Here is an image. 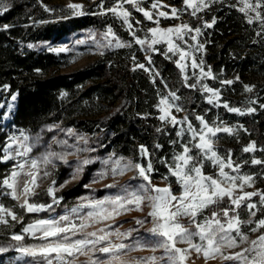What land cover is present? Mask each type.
<instances>
[{"label": "snow or ice", "instance_id": "6c2138e0", "mask_svg": "<svg viewBox=\"0 0 264 264\" xmlns=\"http://www.w3.org/2000/svg\"><path fill=\"white\" fill-rule=\"evenodd\" d=\"M209 2L210 0H183L184 9L172 7L168 12L160 10L168 7L163 5L161 0H153L150 9L141 7V0H116L108 9H103L101 3L99 7L102 12L99 14L111 13L121 19L134 42L148 53L159 51L154 47L158 44L166 45L163 54L168 59H171L169 53L173 55L178 53L179 60L175 63L182 73L188 67L186 59L190 58L191 67L199 68L200 73L197 76V83L193 84H187L189 77L185 75V86L195 89L199 84L200 90L208 94L206 96L208 104L244 115L246 113L240 108L230 107L227 102H221L219 89L202 82L208 78L215 79L210 68L204 71L203 60L197 63L193 55V52L202 51L204 45L201 43L187 45L188 50L185 51L175 42L179 40L187 44L184 37L191 33H195L190 35L191 40L197 41L201 29H193L186 23L168 28L159 26L161 17L179 19L181 12L188 9H191L192 16H196L209 6ZM239 2L243 5L239 8L240 12L245 15H248V12L255 13L254 17L248 15V23L259 21L261 29L264 30V16L259 11L262 6L261 0H256L255 4L249 0ZM125 4L131 5L136 12L142 13L146 20L156 25L148 29L150 36L146 34L143 39L136 36V30L130 20L132 13L125 8ZM68 8L72 10L73 16L85 15L83 5L69 4ZM0 11H7V8L2 7ZM139 23L137 20L136 24ZM204 26L210 28L212 24L206 23ZM8 27L4 25L5 29ZM103 39L106 41L103 47L131 46L121 42L110 27L103 33ZM97 47H101L99 42ZM49 50L57 53L68 51L65 47H50ZM146 60L149 65L152 64L150 54L146 55ZM136 66L145 71L151 70L144 64ZM156 76H159L158 72L153 73L154 80ZM221 83L231 85L233 81L226 80ZM245 90L251 91L252 88L245 85ZM179 100L180 96L176 92L169 91L160 96L156 105L160 113L158 119L161 122L171 124L173 127L180 126L176 135L181 139L173 143H179L181 150L173 152L170 162L162 161L168 170V174L162 177V180L168 181L164 187L153 183L152 174L155 170L150 159L145 166L113 153L101 161L104 168L93 178V183L111 177L113 182L106 184L105 188L116 189L115 192L103 198L85 195L71 208H65L63 214L34 219L19 233H12L9 237L10 242L6 246H0V253H7L12 249L19 254L15 259L23 261V264H189L193 253L197 257L202 256L205 264L216 259L232 264H264V212L258 220L253 219L257 212L264 210V191H245L246 188L253 187L255 177L241 173L242 165L234 162L231 151L225 157L215 148L217 134H238V129L242 128V125L229 127L222 121H213L210 124L204 116L197 115L199 128L194 127L187 116L177 119V116L173 115V110L177 113L184 110L178 103ZM261 107L264 108V104ZM246 111L252 113L255 108L249 107ZM53 128H59V125L50 127L49 131ZM60 131L64 132L66 138L62 140L53 138L52 144L45 145V151L36 157L30 155L34 144L29 143V136L23 132L19 136L10 137L9 143L3 149L4 154L0 159L16 160L17 163L9 174L0 179V196L10 197L16 201L17 206L25 213H55L56 207L63 200V197L57 196V192L71 180L77 179L85 166L94 162L93 158H80L82 153L95 151L94 148L88 147L86 136L78 135L70 128ZM185 133L189 135L187 141L183 140ZM71 137H74L75 141L70 144L67 138ZM38 140L39 138L37 142ZM53 145L58 146L60 150H55ZM193 149L196 150L195 155ZM256 150L255 142L243 148L245 153ZM140 155L142 157L148 155V150L144 146L140 147ZM71 156H75L77 160L70 179L59 187L53 179L47 188L51 202L38 203L32 200L40 184L52 176L51 170L57 168L58 162L72 167L69 161ZM206 163H210L215 169L214 175L205 173ZM251 164L264 165V160L253 158ZM128 172L134 173L132 179L138 183H119L117 178ZM170 177H174L175 184L179 186L178 195L174 194ZM253 197H259L258 202H254ZM241 207L247 209L249 219L241 220L239 213ZM145 208L149 209L147 215L143 219H135L137 227L120 231L119 226L115 225L117 217L130 212L143 213ZM209 209L210 212L205 214ZM22 220L23 217L18 216L14 207L5 206L0 202V225L11 227L14 226L12 222L21 223ZM146 223H151L152 226L146 230V235L141 234L140 229L144 228ZM246 225L249 226V232L259 233L255 239H250L249 234L243 231ZM26 238H30L32 242L26 243ZM137 251H150L153 254L140 257L131 255ZM157 251H160L161 255H156ZM80 257L84 259L80 260Z\"/></svg>", "mask_w": 264, "mask_h": 264}, {"label": "rangeland", "instance_id": "374dc122", "mask_svg": "<svg viewBox=\"0 0 264 264\" xmlns=\"http://www.w3.org/2000/svg\"><path fill=\"white\" fill-rule=\"evenodd\" d=\"M24 0H2L0 8L6 7L7 10L12 6L23 3ZM34 4L27 11V16L24 18L26 24H23V28H30L31 31H38L42 27L49 24H58L61 22H67L68 20H77L81 28L73 31L59 41H45L31 42L25 44L30 50H35L39 53L53 54L56 56V61L60 65V69L63 73H73L87 67L97 66L101 63H107L110 66H116L119 63L129 64L132 70L146 79L148 85L142 87L143 95L147 97L148 93L152 94L153 101L150 107H145V110L141 114L130 112L128 122L133 119V116L138 118H149L150 125L148 127H140L139 138H133L126 140L125 137L116 140L118 133L107 128L106 121L110 116L111 108L109 104L99 103L100 107L95 110L96 114L91 115L89 118L98 119L94 126L88 128L89 125L83 126L80 129L76 127L67 126L65 121L56 124H48L37 131L24 128L16 123V114L18 110V93L9 95V87L6 86L0 90V127L2 131L8 135L5 146L0 150L1 156H3V149L9 143V138L12 136H19L22 132L29 136V143L34 144L31 152L32 157L39 156L45 151V145L52 144L53 138L57 140L65 139L64 132L60 129H73L78 135H84L88 138V147L94 148L95 151L82 153L80 158L84 157L93 158L94 162L85 166L83 173L75 180H71L64 188L57 192V196L63 197L60 205L56 207L55 213H39L31 214L25 213L21 208L17 206V202L10 197L0 196V202H3L5 206L14 207V210L18 216L23 217L21 223L12 222L14 226L4 227L0 225V246H6L10 241L9 237L12 233H19L21 229L34 219L47 218L49 215L63 214L65 208H71L76 204L78 199L85 195H95L97 198H103L109 193L115 192L116 189L105 188L106 184L112 183L111 177L102 180L98 183H93V178L96 177L104 165L101 161L107 159L111 154L115 153L116 156H123L126 159H131L134 163H141L147 165L150 159L153 164L154 172L152 174V181L159 187H164L168 181L162 180V177L168 174L167 167L162 161H171L174 151H180L179 143H173V141H180L181 138L177 137L176 132L179 131V125L173 127L171 124H166L158 119L160 115L156 105L161 95L167 94L169 91L176 92L180 96L178 103L183 107V111L177 113L173 110V115L177 116V119H182L187 116L189 121L192 122L194 127L199 128V121L196 120L197 115L204 116L210 124L213 121H222L229 127H236L242 125V128L238 129V134L228 135L227 133L217 134L215 142V148L222 156L227 157L229 151H231L234 162L240 163L241 173H246L255 177V184L253 187L246 188L245 191H264V165H252L251 160L253 158L264 160V108L261 107L264 104V30L261 29L259 21H255L251 24L248 23V15L255 16L254 12H248V15L239 11V8L243 5L239 0H210L209 6L202 9L192 16L191 9L182 11L179 19H165L160 18V27L168 28L179 25L181 23L188 24L191 28H200L201 35L197 38V41H192L190 35L184 37L187 41L185 44L183 41L176 40L175 42L181 46L185 51L188 50L187 45H194L201 43L204 45L202 51L193 52L197 63L203 60L204 71H208L210 68L215 79H204L202 82L206 83L209 87L219 89L221 93V102H227L230 107H237L244 111L246 114L240 115L238 113L228 112L223 107H214L207 103L206 96L200 90V85L197 84V88L193 89L185 86L184 76L189 77L187 84L197 83V76H199L200 69H193L191 67V59H186L185 63L188 65L185 72H181L177 67L175 61L179 60V54L168 55L171 59H168L163 54L166 50L165 44H158L154 47L159 51L148 53L145 49L137 45L134 42L132 35L127 27L123 24L122 20L112 15L111 13L99 14L102 12L99 5L103 3V9L111 8L116 0H31ZM250 3L255 4L256 0H249ZM153 0H141V7L150 9V5ZM163 5H167L166 8H161L162 11L170 12L172 7L178 10L185 8L183 0H161ZM262 6L259 9L261 15L264 16V0H261ZM69 4L83 5V16H73L72 10L68 8ZM125 8L132 13L130 20L136 30V36L144 38L148 33V29L155 27L156 25L149 20H146L142 13L136 12L131 5L125 4ZM48 9V10H46ZM50 10V11H49ZM6 11H0V15ZM140 21L136 24V21ZM215 21V23H213ZM212 24V27H205V24ZM111 28L115 36L119 38L121 42L126 45L123 48L116 47H103L106 41L103 39V33ZM259 33V35H258ZM94 36V39H93ZM78 41H84V43H78ZM97 42L101 47H97ZM32 45V47H29ZM65 47L68 51L65 52H52L49 48ZM150 54L152 57V64L149 65L146 60V55ZM133 57L135 59H133ZM166 63L171 66L172 73L166 76L163 75L161 70H165ZM138 64H144L146 68H150V71H145L137 67ZM243 64L247 65L246 71ZM166 71V70H165ZM158 72L159 76L153 77V73ZM196 75H193V73ZM232 80L231 85L222 84V81ZM91 84V81L87 83V87ZM165 84L167 87H165ZM245 85L252 88L251 91L245 90ZM80 88V87H79ZM145 88V89H144ZM80 88L79 90H83ZM15 97V99H13ZM70 95L63 93L61 98L63 100H69ZM147 106V104L145 105ZM116 108L124 110L130 106L124 101L121 105L117 103ZM255 108L252 113H247V109ZM124 113V111L122 112ZM94 116V117H91ZM90 120V119H89ZM55 125H59V128H53L49 131V128ZM87 127V128H86ZM186 127V126H185ZM161 129V131H157ZM245 129L247 131H245ZM126 127L120 129L121 134L125 132ZM120 134V133H119ZM37 138H39L37 142ZM189 138L188 133H185L183 137L184 141ZM69 143H74L75 138H67ZM116 140V141H114ZM255 142L256 151L245 153L243 148L249 143ZM160 145V147H156ZM144 146L148 150V155L142 157L140 155V147ZM53 148L59 151V147L53 145ZM15 145L13 146V150ZM196 150L193 149V155ZM77 158L75 156L69 157V161L72 167H68L58 162L57 168L52 169V176L48 177L40 184V187L36 190V196L32 197L38 203H50L51 198L47 195V188L51 184L52 180L56 181L57 187L64 184L66 180H69L71 173L74 171ZM247 161V163H245ZM3 164L9 165L10 171L17 163L16 160L3 161ZM9 171V173H10ZM204 171L206 174L214 175L215 169L212 168L210 163L205 164ZM8 173V174H9ZM133 172H128L122 177H118L120 184H126L129 182L138 183L132 178ZM86 180L85 185L90 187H83L84 193L74 200H65L64 192L76 187L81 181ZM175 178L170 177L172 181V187L174 194H179V186L174 182ZM254 202H258L259 197H253ZM22 202V199H21ZM31 202V201H30ZM223 206V205H222ZM259 207V205H258ZM148 208H145L144 212H130L117 217L115 225L119 226L120 231H125L134 227L135 219H143ZM209 210H206L205 214H208ZM261 212H257V216L253 219H259L262 216ZM241 220L249 219L248 211L246 208L241 207L239 209ZM29 221L25 223V221ZM151 223H146L144 228L140 229L141 234H147L146 230L150 228ZM254 226V225H253ZM249 226H244L243 231L249 234L250 239H255L259 233H251L248 231ZM135 235V233H134ZM26 243H31L30 238H26ZM184 247V245H180ZM238 250V249H236ZM153 253L150 251H137L133 252L132 256H150ZM161 255L160 251L155 253ZM19 254L10 249L7 253H0V264H23V261H17L15 258ZM84 257H80L83 260ZM189 264H205V260L202 256L197 257L193 253ZM207 264H232V262H222L219 259L209 260Z\"/></svg>", "mask_w": 264, "mask_h": 264}, {"label": "trees", "instance_id": "16d2710c", "mask_svg": "<svg viewBox=\"0 0 264 264\" xmlns=\"http://www.w3.org/2000/svg\"><path fill=\"white\" fill-rule=\"evenodd\" d=\"M33 4L31 0H24L0 15V90L8 86L9 95L18 93L16 123L32 131L63 121L70 127L80 129L89 125L90 128L98 119L89 118V113L95 115L99 103H106L111 111L105 123L108 129L118 133L115 139L139 138V128L148 127L151 119H140L138 116H133L130 122L128 119L133 108L141 114L152 104V94L148 93L146 97L142 92V87L148 85L143 74H137L131 65L122 63L116 66L101 63L73 73H63L55 55L30 50L25 44L41 40L59 41L80 29L81 25L77 20H68L46 25L34 32L30 28H23V24H26L24 18ZM4 25L9 27L5 29ZM171 67L166 63V71L161 70L164 76L171 75ZM242 67L246 71L247 65L243 64ZM79 87L84 89L81 91ZM63 93H68L70 99L63 100ZM124 101L129 108L124 110L123 107L120 111L115 107ZM123 127L127 130L121 134ZM7 139L8 135L0 127V150ZM10 167L0 159V179L9 173ZM85 181L65 191V200L80 197L84 193Z\"/></svg>", "mask_w": 264, "mask_h": 264}]
</instances>
